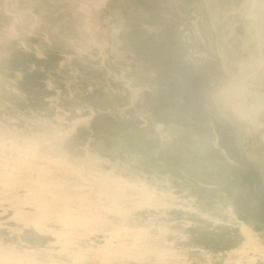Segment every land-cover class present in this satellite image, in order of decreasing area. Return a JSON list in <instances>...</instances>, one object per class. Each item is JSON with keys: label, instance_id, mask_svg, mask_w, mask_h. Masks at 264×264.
Segmentation results:
<instances>
[{"label": "rangeland", "instance_id": "obj_1", "mask_svg": "<svg viewBox=\"0 0 264 264\" xmlns=\"http://www.w3.org/2000/svg\"><path fill=\"white\" fill-rule=\"evenodd\" d=\"M259 5L264 0H0V190L13 191L6 201L0 195V244L27 259L0 263L264 264V61L252 64L238 94L229 91L248 49L264 52L258 36L245 43L247 11ZM254 21L264 28V15ZM235 98L241 103L233 106ZM37 162L51 175L58 166L52 177L72 180L68 191L76 179V200L90 198L71 195V226L50 218L46 232L14 217L16 206L36 216V193L50 179ZM23 170L39 176L37 184ZM10 178L20 189L6 185ZM110 184L111 192L122 184L123 196L99 192ZM57 236L67 238L64 247Z\"/></svg>", "mask_w": 264, "mask_h": 264}, {"label": "bare ground", "instance_id": "obj_2", "mask_svg": "<svg viewBox=\"0 0 264 264\" xmlns=\"http://www.w3.org/2000/svg\"><path fill=\"white\" fill-rule=\"evenodd\" d=\"M251 1H253V0H251ZM261 8H250L249 9V11H247V16L249 17V19H250V23H248L247 25H246V29H247V32L249 33V36H250V40H247L245 43H247V44H250L251 42H254L253 44H256L257 43V40L256 41H254L255 39H256V36H258V38L261 40L260 42H259V44H258V47H259V45L260 46H264V34H263V32H264V28H263V26L261 25V22H260V24L259 25H257V23L254 21L255 20V18H256V16H260L261 18L263 17V15H264V5H259ZM93 32V31H92ZM91 34H95L94 36H96V33H91ZM92 35V36H93ZM249 52H250V58H249V60L248 61H244V60H242V61H240V69H239V74H238V78L233 82V84H234V86H233V88L230 90L229 89V91H230V93H239L242 89H243V86L245 85V82H246V79L244 78L245 76H247V75H252L253 74V63L255 62V61H257L258 63H261L262 61H264L263 59H264V52H259L258 51V49H257V47H256V45H253L252 47H250L249 49ZM218 54L220 55L219 57H221V59H222V61H223V64H224V66H225V57H226V53L224 52V49L222 50V48L219 50V52H218ZM256 63V62H255ZM247 74V75H246ZM245 87V86H244ZM256 97L257 98H254V102L255 103H259L260 102V97H259V95L257 94L256 95ZM258 99H259V101H258ZM233 102H235L234 104H233V106H236L237 104H239V103H241V100H240V98H235L234 100H233ZM254 106V105H253ZM237 108V107H236ZM37 144V143H36ZM38 145V144H37ZM12 147V146H11ZM34 147V146H33ZM39 147V146H38ZM35 148H36V146H35ZM34 149V148H33ZM13 151V150H12ZM34 151V150H33ZM14 152H15V150H14ZM26 152V151H25ZM35 152H36V150H35ZM27 154V153H26ZM25 154V155H26ZM36 154V153H35ZM32 155H34V152H33V154ZM13 156H14V154H13ZM36 156H38V153H37V155ZM19 157V156H18ZM27 157V156H26ZM33 158V157H32ZM13 159V158H12ZM12 159H11V161H12ZM31 160V159H30ZM33 160V159H32ZM42 160V159H41ZM15 161H17V160H15ZM19 161V160H18ZM26 161V160H25ZM42 161H45V160H42ZM10 162V161H9ZM46 162V161H45ZM51 162V161H50ZM15 163H17V162H15ZM38 163V162H37ZM49 163V162H48ZM1 164V163H0ZM2 164H4V163H2ZM30 164H32L31 162L29 163V165ZM36 165V164H35ZM38 165L39 166H37V167H41L40 168V172L41 171H45V172H43V173H45V176H48V177H50V179H48V180H46V179H44L43 177H45L44 175H42L43 177L41 178L42 180L44 179V183H43V187H41L42 188V191H39L38 189V191H39V193H36L37 192V190L35 189V192L34 191H32V194L34 195L35 193H36V198H35V200H34V203H35V208H33V206H32V208L33 209H36V212H35V210H33L34 211V213H36V216L35 215H33L32 217L31 216H29V214H30V212H29V214H28V212H26V210L24 211V210H21V209H19V207L17 208V204H19L18 202H23V201H21L22 199H20V201L18 200V202H16L15 203V201H14V203H15V205L14 206H16V211H15V216L14 217H18V219H24L25 221H27V222H32L33 223V225H31V226H35V228H38L39 230H41V231H46L47 232V228H46V224L48 223H50V222H48L47 220H54V219H58V221L60 222V221H62L63 223H64V226H65V223L67 224L68 223V221H71V220H74L75 218L77 219V217H75V218H73L74 217V215L75 214H72L71 212H73L71 209V207H72V205H73V203L72 202H75V196H74V194H73V192L75 191V189L77 190V189H79L78 187L76 188L75 187V185H77L75 182H76V179H73L74 180V187H75V189H74V191H73V188L74 187H72V186H70V189H71V187H72V191L71 190H67V187H65L64 188V186H65V184H64V182H68V184L69 183H73V181L72 180H70V179H68V180H62L63 178H61L59 181H56L53 177H52V175L54 174L55 175V172H56V170H57V173L59 172L58 170H61V169H58L59 167L58 166H56L57 167V169L55 170V172H52V175H51V173H50V169L49 168H47V166H44L43 167V165H45V164H42V166H40L41 164L40 163H38ZM49 165V164H48ZM20 166V165H19ZM18 166V167H19ZM33 166V165H32ZM32 166H31V169H35L36 170V168L33 166V168H32ZM51 166V165H50ZM12 167V166H11ZM14 167V166H13ZM25 167H26V165H25ZM25 167H23L24 169H25ZM27 167H28V164H27ZM43 167V168H42ZM73 167H75V166H73ZM72 167V168H73ZM17 168V167H16ZM54 168V167H53ZM77 168V167H76ZM7 169V168H6ZM9 169V168H8ZM31 169H29L30 171H28L29 173L31 172ZM55 169V168H54ZM73 169H75V168H73ZM19 170V169H18ZM32 170V172H36L37 173V171L38 170ZM53 170V169H52ZM92 170V169H91ZM0 171H2V170H0ZM23 171H25V170H23ZM94 171V170H93ZM8 172V171H7ZM11 172V171H10ZM10 172H9V174H10ZM26 173V176H28L27 178H29L30 179V174H32V172L29 174L28 172H27V170L25 171ZM39 172V173H40ZM49 172V173H48ZM98 172V171H97ZM16 173V172H15ZM92 173L93 172H91V175H89V176H92V178H93V176L94 175H92ZM4 174V173H3ZM12 174V173H11ZM17 174V173H16ZM15 174V175H16ZM29 174V175H28ZM42 174V173H41ZM47 174V175H46ZM50 174V175H49ZM82 175H83V173H81ZM80 174V175H81ZM94 174V173H93ZM97 174V173H96ZM106 174V173H105ZM20 175V174H19ZM18 175V176H19ZM24 175V173L21 175V176H23ZM39 175V174H38ZM53 175V176H54ZM85 175V174H84ZM1 176V175H0ZM17 175L14 177L15 179H17L18 180V177ZM25 176V177H26ZM30 176V177H29ZM58 176V175H57ZM56 176V177H57ZM89 176H88V178H89ZM101 176H102V178H103V176H104V174H102L101 173ZM11 177H13V174H12V176ZM18 177V178H17ZM24 177V176H23ZM23 177H21V178H23ZM25 177H24V179H25ZM55 177V178H56ZM85 177H86V175H85ZM105 177H106V175H105ZM5 178H6V176H5ZM4 178V180H6ZM32 179V183L33 182H37V178H39V176L37 177V178H33V176L31 177ZM47 178V177H46ZM58 178V177H57ZM56 178V179H57ZM68 178V177H67ZM70 178V177H69ZM88 178H86V179H88ZM95 178H96V175H95ZM13 179V178H12ZM28 179V180H29ZM36 180V181H33V180ZM59 179V178H58ZM79 179V178H78ZM82 179V178H81ZM104 179H107V178H104ZM118 179V178H117ZM14 180V179H13ZM12 180V181H13ZM21 180H23V179H21ZM27 180V181H28ZM42 180H41V182L40 183H42ZM84 180V179H83ZM89 180V179H88ZM91 180V179H90ZM94 180V179H93ZM98 180V179H97ZM102 180V179H101ZM9 181H11V178L9 179ZM9 181H6L7 182V184L6 185H8V187L9 186H14V184L15 183H17V181L14 183H12V181H11V183H9ZM15 181V180H14ZM19 181H20V178H19ZM30 181V180H29ZM107 181V180H106ZM22 182H26V180L24 181H22ZM22 182L20 181V183L22 184ZM47 182H49L48 184H47ZM54 183V186L56 187L54 190L52 189V187L50 188L49 186L51 185V183ZM78 182V181H77ZM53 183H52V185H53ZM83 183H85V182H81V183H78V184H81L80 185V189L82 188L83 189V191H84V188H85V190L88 188L87 186H85V184L84 185H82ZM87 183H90V181H88ZM95 183L97 184V183H100V179L98 180V182H96V180H95ZM94 183V184H95ZM4 184H5V182L3 183V186H4ZM20 184V186H23V185H21ZM24 185H25V183H23ZM37 184V183H36ZM94 184H92V185H94ZM95 184V186L96 187H98L97 185ZM101 185L102 184H104V182H101L100 183ZM99 184V185H100ZM109 184V183H108ZM115 184V183H114ZM117 184V183H116ZM18 184H15V186H14V188L13 189H15V187L17 186ZM27 185H28V183H27ZM26 185V186H27ZM104 185H106V184H104ZM118 185V184H117ZM122 185V184H121ZM121 185H119V187H121ZM28 186H30V188L28 187ZM27 187H28V190L29 189H31V185H28ZM66 186H67V184H66ZM69 186V185H68ZM78 186V185H77ZM107 186V185H106ZM106 186H103L104 188H106ZM110 186H112L111 184L109 185V190H104V188L102 187L101 189H100V191L99 192H101V193H107L106 195H108V194H113L115 191L116 192H118V191H120V194H122L121 193V190H122V188H120V190H118L119 189V187H118V191L117 190H115L114 192H111L110 191ZM115 186V185H114ZM4 187H6L3 191H2V189L0 190V195L3 197V196H6V197H8V195L9 196H11V193L13 192L12 191V188H8L7 189V186H4ZM25 187V186H24ZM27 187H26V189H27ZM40 187V186H39ZM47 187H49V188H47ZM93 187V186H92ZM99 187H101V186H99ZM117 187V186H116ZM3 188V187H2ZM16 188H19V186L18 187H16ZM23 188V187H22ZM32 188H37V186L36 187H32ZM69 188V187H68ZM89 188H91V187H89ZM107 188H108V186H107ZM106 188V189H107ZM20 189V188H19ZM93 190H94V187L92 188ZM96 189V188H95ZM17 191H18V189H16ZM25 190V189H24ZM34 190V189H33ZM41 190V189H40ZM6 191V192H5ZM50 191V193H51V195L49 196V194H48V192ZM92 191V190H91ZM90 190H89V192H91ZM94 191H96V190H94ZM98 191V190H97ZM106 191V192H105ZM113 191V190H112ZM28 192H31V190L30 191H28ZM80 192V191H79ZM82 192V191H81ZM98 192V193H99ZM110 192V193H109ZM47 193V194H46ZM86 192H84V194H85ZM94 193V192H93ZM15 194V193H14ZM12 195V197H11V199L15 196V195ZM17 194V193H16ZM27 194V193H26ZM26 194H24L25 196H26V199L29 197V193L26 195ZM31 194V193H30ZM77 193H75V195H76ZM79 195H82L83 194V192H82V194L81 193H78ZM89 194H91V193H89ZM97 194V193H96ZM132 194V193H131ZM134 194V193H133ZM71 195H73V198L75 199L74 201L73 200H71L70 198H71ZM79 195H78V197H79ZM86 195H88V194H86ZM99 196L101 195V194H98ZM104 195V194H103ZM130 194L128 193L127 194V196H129ZM135 195H137V194H135ZM19 197H20V195H18ZM28 196V197H27ZM30 196H32V195H30ZM34 196H33V198H34ZM84 196V195H83ZM114 196H115V194H114ZM122 196H123V194H122ZM124 196H126V194L124 195ZM6 197H3L4 199H5V201L6 200H9L10 199V197L9 198H6ZM16 197H17V195H16ZM16 197H14V198H16ZM22 197V196H21ZM82 196H80V198H81ZM89 197V196H88ZM88 197H85L84 196V198H88ZM107 197V196H106ZM2 198V199H3ZM13 198V199H14ZM18 198V197H17ZM30 199H32V197H29ZM72 198V199H73ZM80 198H79V200H80ZM83 198V197H82ZM81 198V199H82ZM112 198H113V195H112ZM112 198H110V200L112 199ZM115 198H116V196H115ZM115 198H114V200L112 199V201L113 202H115V204L117 203V201L118 200H115ZM117 198H120V195H119V197L117 196ZM123 198L124 197H122V198H120V201L121 200H123ZM4 199H3V201H4ZM12 199V200H13ZM19 199V198H18ZM25 199V200H26ZM90 199V198H89ZM89 199L87 200V199H82V201L83 200H87V201H89ZM108 199H109V197H108ZM79 200H78V198H77V200H76V202L78 201L79 202ZM4 201V202H5ZM11 201V200H10ZM31 201V200H30ZM82 201H81V203H82ZM90 201H92V200H90ZM13 202V201H12ZM25 202V201H24ZM110 202V201H109ZM9 203V201H7V204ZM13 203V204H14ZM26 203V202H25ZM30 203H32V202H30ZM83 203H85V202H83ZM87 203V202H86ZM85 203V204H86ZM104 203V202H103ZM106 203H107V201H106ZM112 202H110V204H111ZM2 204H3V202H2ZM1 204V205H2ZM10 204V203H9ZM22 204V203H21ZM77 204V203H76ZM109 204V203H108ZM114 204V203H113ZM114 204V205H115ZM117 204H119V203H117ZM116 204V205H117ZM4 205V204H3ZM28 205H30V204H28ZM74 205H75V203H74ZM73 205V206H74ZM79 205V204H78ZM81 205V204H80ZM114 205H112V208H113V206ZM19 206V205H18ZM21 206V205H20ZM22 206H24L23 204H22ZM22 206L20 207V208H22ZM82 206H85V205H82ZM89 206V205H88ZM101 206H103V205H101ZM107 206V208H108V205H106ZM10 207V206H9ZM28 207H31V206H28ZM77 207V206H76ZM103 207H105V206H103ZM2 208V207H1ZM84 208V207H83ZM91 208V207H90ZM106 208V207H105ZM104 208V209H105ZM111 208V207H110ZM111 208V209H112ZM9 209V208H8ZM12 209H14L15 210V208H13L12 207ZM23 209V208H22ZM74 209H76L75 208V206H74ZM84 209H86V208H84ZM114 209V208H113ZM2 210H3V208H2ZM6 210V209H5ZM108 210V209H107ZM106 210V211H107ZM71 211V212H70ZM109 211V210H108ZM33 213V214H34ZM108 213V212H107ZM32 214V213H31ZM69 215H73V217L72 218H70L69 217ZM95 215V214H94ZM91 216V215H90ZM100 216V215H99ZM106 216H108V215H106ZM58 217H60V218H58ZM51 218V219H50ZM94 218V217H93ZM71 219V220H70ZM81 219H82V217H81ZM107 219V218H106ZM78 220V219H77ZM86 220V219H85ZM104 220V219H103ZM109 220V219H108ZM108 220H106V221H108ZM45 221H47V223L44 225L43 224V222H45ZM56 221V220H55ZM67 221V222H66ZM76 221V220H75ZM91 221V220H90ZM94 221V220H93ZM105 221V220H104ZM103 221V222H104ZM110 221V220H109ZM19 222V221H18ZM88 222V221H87ZM95 222V221H94ZM56 223V222H55ZM54 223V224H55ZM74 223L76 224V223H78V221L77 222H73V224L72 225H74ZM106 223V222H105ZM104 223V224H105ZM21 224H22V222H21ZM59 225H60V223H58ZM79 224V223H78ZM78 224H77V226H78ZM83 224V223H82ZM95 224V223H94ZM107 224V223H106ZM106 224L105 225H103V226H105V227H107L108 228V226H106ZM114 224V223H113ZM52 225V224H51ZM63 225V224H62ZM68 225V224H67ZM87 225V224H86ZM109 225V224H108ZM115 225V224H114ZM111 226V227H115V226ZM31 226H29V227H31ZM68 226H71L70 224L68 225ZM110 226V225H109ZM28 227V226H27ZM50 227H52V226H49V228ZM66 227V226H65ZM111 227H109V228H111ZM116 227H118V226H116ZM115 227V229L118 231V229H120V228H116ZM53 228H54V226H53ZM72 228H73V226H72ZM83 228V227H82ZM94 228H95V226H94ZM104 228V227H103ZM103 228H101V229H103ZM107 228H106V230H107ZM138 229H135L136 230V232H138L137 234H142V233H145L144 232V229H143V227H137ZM51 229V230H50ZM49 230H50V232L52 231H54V230H56V228L54 229V230H52V228H50ZM68 229V228H67ZM71 229V228H70ZM70 229H68V230H70ZM74 230H75V228H73ZM72 229V230H73ZM77 230H78V227L76 228ZM81 228H79V230H80ZM101 229H99V231H101ZM112 229V228H111ZM243 229V232H244V234L246 235V237H247V242H250L251 241V235H252V231L250 230V229H247V228H242ZM37 230V229H36ZM62 230H63V228H62ZM65 230V229H64ZM67 230V231H68ZM73 230V231H74ZM78 230V231H79ZM104 230H105V228H104ZM104 230H102L103 231V233H105L104 232ZM105 230V231H106ZM110 230V229H109ZM115 230V231H116ZM41 231H39V232H41ZM60 231V230H59ZM76 231V230H75ZM114 231V232H115ZM50 232H49V234H50ZM60 232H62V231H60ZM60 232H57L56 231V235H58L59 236V233ZM94 232V231H93ZM97 232H98V230H97ZM107 233H108V231H106ZM112 232V231H111ZM128 232V231H127ZM42 233V232H41ZM54 233V232H53ZM52 233V234H53ZM68 233H70L69 231H68ZM67 233V234H68ZM80 233V232H79ZM44 234V233H43ZM62 234V233H61ZM66 234V233H65ZM112 235H113V233H111ZM146 234V233H145ZM45 235V234H44ZM70 235V234H69ZM68 235V236H69ZM75 235V234H74ZM107 235V234H106ZM135 235H136V233H135ZM57 236V238H58V242H56V243H60L61 244V242H64V240H66V239H64L63 241H61V242H59V237ZM78 236V235H77ZM140 235H138V237H139ZM61 237V240H62V237H64L63 235L62 236H60ZM70 237H73L72 236V234H71V236H69V239H67L65 242H67V244H68V240H70ZM136 237V236H135ZM134 237V238H135ZM75 238H77V237H75ZM74 238V239H75ZM108 238H110V237H108ZM107 238V239H108ZM151 238V237H150ZM74 239H72V242L74 241ZM76 240V239H75ZM136 241V240H135ZM144 241V240H143ZM64 242V243H65ZM77 242V241H76ZM134 242V241H133ZM136 242H138V240L136 241ZM105 243V242H104ZM115 243V242H114ZM121 243V242H120ZM126 243V242H125ZM124 243V244H125ZM256 242H254V243H252V242H250L249 244H250V246H255L254 244H255ZM66 244V245H67ZM72 244H74L75 245V243L73 242ZM72 244H70V245H72ZM110 244V243H109ZM118 244H119V242H118ZM129 244V243H128ZM137 243H135V245H131V246H137L138 244V246H141L140 245V241L138 242V244L136 245ZM142 244V243H141ZM147 244V243H146ZM248 244V243H247ZM53 245V244H52ZM62 246H63V243L61 244ZM65 245V246H66ZM69 245V244H68ZM68 245H67V249L69 250V252H72V251H70V249H71V246H69V248H68ZM81 245V244H80ZM104 245V244H103ZM106 245H108V243H106ZM111 245V244H110ZM151 245H153V244H151ZM257 245V244H256ZM147 246V245H146ZM145 246V247H146ZM157 246V245H156ZM249 246V245H248ZM64 247V246H63ZM62 247V248H63ZM103 247V246H102ZM106 247V246H105ZM111 247V246H110ZM142 247V246H141ZM150 247V246H149ZM256 247H258V246H256ZM256 247H254V248H256ZM66 248H64V249H66ZM108 248H109V246H108ZM122 248V247H121ZM136 248V247H135ZM134 247H133V249H135ZM138 249H140V247H137ZM144 248V247H143ZM153 248V247H152ZM151 248V250H154V249H152ZM45 249V248H44ZM131 249H132V247H131ZM145 249V248H144ZM20 250V249H19ZM27 250V249H26ZM26 250H24V251H26ZM93 250V249H92ZM98 250V249H97ZM116 250V249H115ZM141 250V249H140ZM147 250V249H146ZM157 250H164V249H156L155 248V251H157ZM256 250H257V248H256ZM263 250V249H262ZM28 251V250H27ZM59 251V250H58ZM88 251V250H87ZM137 251V250H136ZM149 251H150V249H149ZM165 251V250H164ZM168 251H170L169 249H168ZM175 251V250H174ZM67 252V254H68V251H66ZM77 252V251H76ZM108 252V251H107ZM115 252V251H114ZM160 252V251H159ZM176 252V251H175ZM28 253V252H27ZM61 253V252H60ZM64 253V252H63ZM72 253H74V252H72ZM72 253H70V254H72ZM104 253V252H103ZM161 254L163 253V252H160ZM171 253V252H170ZM174 253V252H173ZM173 253H171V255H175V254H173ZM22 255L23 254H19L17 251H15V249L13 248V249H11V247L10 248H8V247H4V245L2 246V244H0V257H2V259H4L5 258V260L7 259V260H10L11 262H13V260H16V261H20L21 259H23L24 257H22ZM170 255V254H169ZM177 255V254H176ZM175 255V256H176ZM27 256V255H26ZM33 257V256H32ZM107 258V257H106ZM117 258V257H116ZM172 258V257H171ZM30 259H31V257H30ZM1 260V259H0ZM24 260H27L26 258H24ZM4 261V260H3ZM5 262V261H4ZM31 262V261H30ZM37 262V261H36ZM65 262V261H64ZM3 263V262H2ZM7 263V262H6ZM15 263V262H14ZM24 263V262H23ZM22 263V264H23ZM28 263H29V261H28ZM57 263V262H56ZM1 264V263H0ZM5 264V263H4ZM12 264V263H11ZM16 264H18V263H16ZM20 264V263H19ZM30 264V263H29ZM59 264V263H58ZM168 264V263H167Z\"/></svg>", "mask_w": 264, "mask_h": 264}]
</instances>
